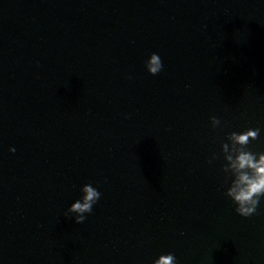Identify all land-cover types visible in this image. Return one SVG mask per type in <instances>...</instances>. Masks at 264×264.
Returning <instances> with one entry per match:
<instances>
[{"label":"water","instance_id":"water-1","mask_svg":"<svg viewBox=\"0 0 264 264\" xmlns=\"http://www.w3.org/2000/svg\"><path fill=\"white\" fill-rule=\"evenodd\" d=\"M257 127L264 0H0V264H264V203L238 216L207 163Z\"/></svg>","mask_w":264,"mask_h":264},{"label":"clouds","instance_id":"clouds-1","mask_svg":"<svg viewBox=\"0 0 264 264\" xmlns=\"http://www.w3.org/2000/svg\"><path fill=\"white\" fill-rule=\"evenodd\" d=\"M144 67L150 76H157L163 71V62L158 53H151ZM131 79V77H129ZM212 131L222 127V121L216 116L210 118ZM261 128H247L227 134L219 145V151L208 158V165L220 162L223 177V195L235 206V213L242 218L257 214L264 203V151H254L250 145L261 135ZM15 153L16 149H9ZM80 197L67 208L66 215L76 224H83L93 213L94 206L100 201L102 193L92 183L83 185ZM153 264H179L176 256L169 252L162 254Z\"/></svg>","mask_w":264,"mask_h":264}]
</instances>
